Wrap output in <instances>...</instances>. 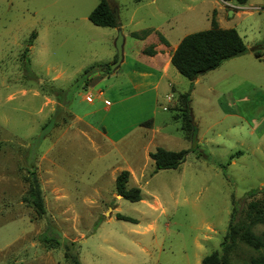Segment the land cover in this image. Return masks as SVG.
Returning <instances> with one entry per match:
<instances>
[{"label":"rangeland","instance_id":"374dc122","mask_svg":"<svg viewBox=\"0 0 264 264\" xmlns=\"http://www.w3.org/2000/svg\"><path fill=\"white\" fill-rule=\"evenodd\" d=\"M98 2L0 0V264H202L220 251L232 196L241 218L248 190L258 188L254 198L264 201V60L253 52L264 54V0H108L128 53L131 30L155 29L173 45L210 28L213 13L241 36L244 54L198 76L190 98L195 138H203L193 147L181 117L163 104L154 115L146 98L105 109L104 98L116 99L112 79L91 81L102 100L79 101L88 93L85 70L110 66L116 55V28L88 19ZM231 5L245 12L229 14ZM178 76V87H190ZM85 109L95 112L85 118ZM152 118L154 140L140 126ZM146 145L184 150V161L154 171ZM128 165L127 187L141 185L137 202L116 196L115 177ZM35 177L43 213L32 204ZM254 231L264 234V225ZM252 255L239 243L224 264Z\"/></svg>","mask_w":264,"mask_h":264},{"label":"trees","instance_id":"16d2710c","mask_svg":"<svg viewBox=\"0 0 264 264\" xmlns=\"http://www.w3.org/2000/svg\"><path fill=\"white\" fill-rule=\"evenodd\" d=\"M237 5H243L248 0H222ZM89 21L100 27L115 28V22L112 16L108 0H99L98 4L88 15ZM136 35V34H133ZM159 38L166 43L161 34ZM247 48L234 28H221L218 26L214 13L211 16L210 28L185 35L178 43L170 57V64L177 72L190 81V90L193 81L200 75L218 68L224 61L240 56L246 52ZM145 53L153 55L155 51L152 46L146 48ZM256 57H261V52L254 48ZM116 55L114 61L116 60ZM93 66V65H92ZM90 66L85 73L102 72L110 74L109 64ZM91 68V69H90ZM179 104L175 109L178 111L177 118L181 117L182 129L185 135L190 136L194 127L192 112L190 107L189 91L178 95ZM146 121L144 126L149 125ZM186 151H171L162 147H156L149 152V157L154 163V171L159 169H175L183 161ZM130 173L128 170H121L115 177L114 186L117 194L130 202H137L142 199L139 187H127ZM264 191V189H263ZM260 190L253 188L247 191V197L251 200L248 202L243 217H237L235 198L232 196V209L229 223L224 238L220 244V251H213L204 256L202 264H224L228 261L229 252L239 243L249 247L255 252L245 261L244 264H264V234H257L254 228L258 225H264V201L254 198ZM32 204L39 213H43V200L40 193V187L37 178H34ZM117 219L124 221H133L134 219L116 214ZM80 264V263H79Z\"/></svg>","mask_w":264,"mask_h":264},{"label":"crops","instance_id":"0c3cea01","mask_svg":"<svg viewBox=\"0 0 264 264\" xmlns=\"http://www.w3.org/2000/svg\"><path fill=\"white\" fill-rule=\"evenodd\" d=\"M243 5H239V6H243ZM231 7L233 8V10H231L233 14L236 13L239 15L241 14V12H245V10L236 11L238 10L237 6L231 5ZM217 17H218L217 18L218 19L217 23H218L220 21L219 14L217 15ZM121 28L123 29L122 23H121ZM125 34H124L122 62L110 74H106L102 72H95L90 74L88 82L84 87V89H86L88 93L83 95L84 98L83 96H81L79 101L81 103L84 104L86 103V105L91 106L92 104H94L95 100L96 101L102 100L103 92L101 90L97 92L94 98L92 97L91 95L92 93L90 92V84L93 78L96 76H102L103 78L106 79H112L110 81V87L114 91L116 97L113 103L109 102V100L105 98L103 99L105 103L104 106L105 109H108L110 104L124 102L126 100H129L130 98H136V99L146 98V103L150 104L152 115L156 113L158 105L163 104L162 109L174 110L175 118H176L178 111L175 109V107L177 104H179L178 95L187 92V89L189 88L187 87V89H181V87H178L179 83L180 82L183 83V81L181 80V78H179L178 76L179 73L177 72V70L170 64L171 54L175 50L179 42L177 41V43L172 45L171 43H169L165 35H163L161 32L156 31L155 29L145 28L143 30H131L129 31L128 34L131 37V39H133V42H132V46L129 48V53H128L124 49V46L126 45L127 42ZM159 34L163 36L166 43H163L160 40ZM150 46H152V49L155 51L153 55L147 54L144 51L146 48H149ZM114 58L109 63H113ZM262 60H264V54L260 57V61ZM198 81H199V77H197L193 81L192 89L190 90L189 93L190 107L192 103V97L190 98V96H192V94L194 93L195 86L198 83ZM188 85H190V81L188 82ZM185 86H187V84ZM185 86L183 88H185ZM209 89L212 90V87H209ZM78 95H80V93H78ZM83 111H82L83 114L82 113L79 114L80 116L84 115L85 118L90 117L91 114L95 112L93 110H88V109H85ZM191 112L194 121L195 115H194L193 107H191ZM225 114H229V113H225ZM262 119H264V117H262ZM142 124L144 123H141L140 126H144ZM145 130H146V136L147 135L150 136L149 138L152 140H154L153 137L154 135L160 133V127L154 125L153 118L152 121H150L149 125H146ZM196 137L198 138V140H201L203 138L202 136L198 137V135ZM148 145L144 147V152L146 154V164L147 162L152 161L149 157V152L153 151L156 147H158L154 145L155 147L154 148L152 147L153 148L152 149ZM129 166L130 165H128L127 168L125 169L127 170L128 168L131 167ZM143 169H144V165L141 168V170ZM130 170L132 169L130 168ZM131 186H136L141 188L140 184L137 185L133 184ZM143 202H146V200L143 199Z\"/></svg>","mask_w":264,"mask_h":264},{"label":"water","instance_id":"95a60500","mask_svg":"<svg viewBox=\"0 0 264 264\" xmlns=\"http://www.w3.org/2000/svg\"><path fill=\"white\" fill-rule=\"evenodd\" d=\"M108 4H109V7L111 9L112 16H113V19L115 22V28L117 31V36L114 40V47L116 50V56L117 57H116V60L110 64V70L114 71L119 66V64L122 62V59H123L124 34L122 32V29H121V24H120V20H119L117 7L112 6L109 2H108ZM229 14H232L231 10L229 11ZM195 133H196V130L194 128H192V132L190 135V140L192 143L191 147L195 146V144L198 142V140H196V138H195ZM116 196L120 197V198L122 197L119 194H117Z\"/></svg>","mask_w":264,"mask_h":264}]
</instances>
